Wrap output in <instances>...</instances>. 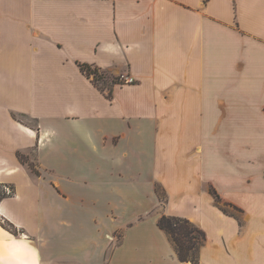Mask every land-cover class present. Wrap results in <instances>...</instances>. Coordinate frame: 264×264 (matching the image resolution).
<instances>
[{"label": "crops", "instance_id": "0c3cea01", "mask_svg": "<svg viewBox=\"0 0 264 264\" xmlns=\"http://www.w3.org/2000/svg\"><path fill=\"white\" fill-rule=\"evenodd\" d=\"M2 183L0 264H264V0H0Z\"/></svg>", "mask_w": 264, "mask_h": 264}, {"label": "trees", "instance_id": "16d2710c", "mask_svg": "<svg viewBox=\"0 0 264 264\" xmlns=\"http://www.w3.org/2000/svg\"><path fill=\"white\" fill-rule=\"evenodd\" d=\"M82 71L93 79V81L99 86L100 81H104L108 75L100 67L88 63L80 64ZM114 82H118V77L113 78ZM18 157L20 160L27 164L30 169L37 175H40V170L33 167L31 162L27 160L24 154L18 152ZM37 166V165H36ZM7 183H2L0 185V202L14 194L15 186L11 184L13 191L8 193L5 191V186ZM214 195L218 203H221V197L214 191ZM233 206L230 203H224L220 207L225 211L229 212L226 206ZM235 209L238 207L233 206ZM234 214V213H233ZM8 225L14 227V224L8 220ZM0 224L6 226L0 218ZM160 227L168 234L170 239L175 245L177 254L181 261L190 262V264H201L200 263V249L206 240V233L198 225H196L192 220L184 216L177 215H167L163 214L159 219Z\"/></svg>", "mask_w": 264, "mask_h": 264}, {"label": "rangeland", "instance_id": "374dc122", "mask_svg": "<svg viewBox=\"0 0 264 264\" xmlns=\"http://www.w3.org/2000/svg\"><path fill=\"white\" fill-rule=\"evenodd\" d=\"M130 74V73H129ZM136 81H137V79H136ZM99 85L101 86H103V83H102V81H100V83H99ZM22 154H24L25 155V157L27 158V160L29 161V162H31V164L33 165V167H35L36 169H39L40 170V168H38V163H37V161H36V159H35V152L34 151H31V153H26V152H22ZM37 165V166H36ZM28 168L30 169V167L28 166ZM30 171L35 175V173L30 169ZM40 172H41V170H40ZM37 175V174H36ZM8 184V183H7ZM1 185V184H0ZM11 184H8L7 186H9L10 188H11V191H13L14 189H12V186H10ZM6 187V186H5ZM5 187H3V188H5ZM6 191V190H5ZM164 206H165V197H164V199H161L160 200V208H164ZM226 208L229 210V212H236V210L232 207V206H226ZM0 218L2 219V221H3V223H5L6 224V226H3L4 228H6L7 230H9L13 235H15V236H17V237H25L26 236V238H33L32 236H30L26 231H24V230H22V229H20V228H16L15 226L14 227H12V226H10V225H8V222H6V218H4L2 215H0ZM9 221V220H8ZM4 228H2L1 227V225H0V229H2V231L5 233V235L7 236L8 235V233H7V231L4 229ZM115 235H116V237H117V239L118 240H121V238H122V231H117L116 233H115ZM17 237H15L16 239H18V240H20V242L23 244V248L21 249V254L23 255L24 253L25 254H28V249H30V250H32L31 251V257H33V256H35V250L32 248V246H30L29 244H28V242H27V240L26 239H24V238H17Z\"/></svg>", "mask_w": 264, "mask_h": 264}, {"label": "built area", "instance_id": "2783aa9c", "mask_svg": "<svg viewBox=\"0 0 264 264\" xmlns=\"http://www.w3.org/2000/svg\"><path fill=\"white\" fill-rule=\"evenodd\" d=\"M136 82V78L132 74H122L118 77V83H134ZM5 190L10 193L11 188L9 186L5 187Z\"/></svg>", "mask_w": 264, "mask_h": 264}, {"label": "bare ground", "instance_id": "6f19581e", "mask_svg": "<svg viewBox=\"0 0 264 264\" xmlns=\"http://www.w3.org/2000/svg\"><path fill=\"white\" fill-rule=\"evenodd\" d=\"M20 247V246H19ZM18 248V247H17Z\"/></svg>", "mask_w": 264, "mask_h": 264}]
</instances>
